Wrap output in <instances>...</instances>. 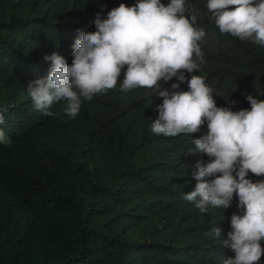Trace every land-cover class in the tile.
<instances>
[{
  "label": "trees",
  "instance_id": "obj_1",
  "mask_svg": "<svg viewBox=\"0 0 264 264\" xmlns=\"http://www.w3.org/2000/svg\"><path fill=\"white\" fill-rule=\"evenodd\" d=\"M136 2L0 0V108L8 109L0 129L10 141L0 143V264H222L234 255L211 229L227 238L235 194L230 207L206 213L183 199L197 183L194 165L210 159L189 151L206 122L191 137L152 133L162 97L145 88L121 92L125 69L116 88L82 98L75 118L62 102L51 108L58 116L44 115L28 95V82L49 72L46 55L71 64L74 39L95 31L97 13L106 18ZM206 3L187 0L205 32V63L184 74L203 76L218 107L250 108L248 95L264 99V46L222 34ZM176 82L160 83L171 90Z\"/></svg>",
  "mask_w": 264,
  "mask_h": 264
},
{
  "label": "clouds",
  "instance_id": "obj_2",
  "mask_svg": "<svg viewBox=\"0 0 264 264\" xmlns=\"http://www.w3.org/2000/svg\"><path fill=\"white\" fill-rule=\"evenodd\" d=\"M206 8L222 34L264 46V0H207ZM190 9L187 0L167 5L137 0L132 6L111 8L106 18L97 13L95 31L74 39L71 64L58 53L46 55L51 62L47 76L30 80L27 92L36 111L56 117L59 113L51 108L62 102L64 114L75 118L82 98L91 101L116 88L125 69L121 92L145 88L162 97L152 133L191 137L206 122V134L192 139L194 149L189 151H201L210 159L194 165L191 175L197 183L183 199L206 213L209 207H230L235 194L238 212L230 217L227 238L221 239L217 226L211 235L234 253L222 264H259L264 255V178L254 182L248 174L264 177V99L248 95L250 108L238 111L218 107L203 76H185L205 63L199 44L205 32L195 27L197 16ZM173 77L177 82L171 90L161 87V81ZM184 82L188 89L179 90ZM6 111L0 108V124ZM9 142L0 129V143Z\"/></svg>",
  "mask_w": 264,
  "mask_h": 264
}]
</instances>
